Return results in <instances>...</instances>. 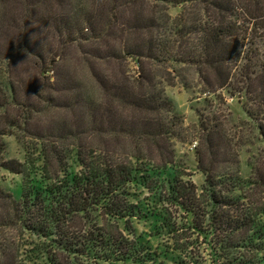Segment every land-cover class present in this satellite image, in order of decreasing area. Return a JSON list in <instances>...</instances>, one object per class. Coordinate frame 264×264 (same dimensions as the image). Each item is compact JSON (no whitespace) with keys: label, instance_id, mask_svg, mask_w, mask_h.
I'll list each match as a JSON object with an SVG mask.
<instances>
[{"label":"trees","instance_id":"obj_1","mask_svg":"<svg viewBox=\"0 0 264 264\" xmlns=\"http://www.w3.org/2000/svg\"><path fill=\"white\" fill-rule=\"evenodd\" d=\"M171 6L182 11L171 16ZM38 7L14 18L24 32L0 46L10 73L22 51L31 54L29 68L39 83L35 101L47 104L39 110L29 93L20 97L13 79L0 100V170L23 178L21 198L0 182V264H19L24 251L18 241L27 235L40 241L29 252L48 264L77 257L95 264L152 263L156 253L135 222L167 221L171 213L159 211L161 203L191 216L192 231L211 235L224 264H264V199L248 194L264 196V148L248 158L249 178L240 170L247 145L264 147V0H53L49 12ZM41 28L61 38V49L79 42L77 61L88 82L61 68L66 54L42 49ZM179 84L214 96L226 91L247 117L226 118L212 102L210 114L199 116L193 130L200 134L201 193L176 170L174 142L189 140L167 94ZM48 107L70 111L73 121L61 119L49 133L34 131V116ZM8 136L16 138L24 161L7 157ZM166 172L168 181L161 180ZM137 188L156 191L155 201Z\"/></svg>","mask_w":264,"mask_h":264},{"label":"rangeland","instance_id":"obj_2","mask_svg":"<svg viewBox=\"0 0 264 264\" xmlns=\"http://www.w3.org/2000/svg\"><path fill=\"white\" fill-rule=\"evenodd\" d=\"M52 1L53 0H0V30L3 29L2 32L0 31V46H9L12 42V39L15 40V37L20 36V34L24 32L23 27L21 30H18V26L13 25L14 18L17 20L20 14H25L24 17H26V15L29 14L27 13L28 9L30 7L34 8L35 6H40L38 7L37 12H49L51 10ZM5 2H7L6 5ZM181 11V8L171 6L168 13L171 16H177ZM24 20L20 19L21 23L23 24L22 26L25 27V23H23ZM37 31L40 32V28L34 29V31L32 30V33L37 34ZM41 35L40 45L45 52H47V50H54V52L59 51L58 54H66L69 58L67 64H62L61 68H63L68 73H75L81 80H84L86 82L89 81V75L87 73L88 71L84 66L82 68V66L79 65L77 61V58H80L78 47L79 42H67L66 46L64 48L62 47L61 49L59 46V39L61 38L59 36H52L49 33L43 34V31L41 32ZM33 39L34 37H32V40ZM23 43V41L19 42L18 46L22 48ZM50 43H52V45L49 46ZM83 46L87 48L88 44L84 43ZM34 60L35 59H33L29 52H26L25 50L22 51L16 58L14 69H11V73L9 69H7L8 62L3 59L0 60V100L2 102L4 101V98L2 97L3 91L4 93L8 92V90L6 89L9 82L8 80L11 81V79H13L14 81H16V86L18 87L17 91H19L20 97L23 98L26 93H29L31 95L30 101L34 103V105H36L39 110L47 107V104L44 105V101H35L36 99L33 94L35 90H37L39 84L37 81L36 73L29 68V64H31V62H33ZM54 60H59V58L56 57ZM131 70L132 75H137V68L133 63H131ZM50 75H54V73L52 72L50 73ZM52 81H54V79ZM90 83L91 82H89L88 84ZM196 83L197 82L195 80L194 84ZM202 90L203 89L201 87L193 86L190 91L185 89L180 84L176 88L167 89L168 96L174 101L178 112L185 121V130L187 131H185L183 135L189 136V140L187 142H174L177 158L176 170L178 171L179 175L183 176L182 178L184 181L193 182L197 186L200 193L203 185L205 184V176L200 170H198L196 162V148L199 145L198 140L200 134H198L197 131L194 132L193 130L194 128H196L195 126L198 125L199 116L201 115L206 117L208 114H210L209 106L210 104H212L214 107L213 109L216 112L221 111L226 118L229 114H232L234 118H239L242 121L247 120V117L241 110L242 105L241 103H239L238 98L231 97L226 91L218 92L217 96L221 97L217 98L216 95L214 96V94H206ZM42 92L45 97L49 95V93H47L48 91ZM209 102L212 103L209 104ZM47 110V114L45 112L34 116V122L38 123V127H35L36 125L35 123H33L32 129L34 131L36 130V128L41 129L42 127L45 133H49V131H51L49 127L53 126L55 122H59L61 119L68 123L73 121V113L68 110H55L54 108L49 107L47 108ZM13 113L15 112L12 111V114ZM13 116H15V114ZM20 134H22V132H20ZM5 142L7 146V157L17 158L21 161H24L25 153L23 149L19 147L16 138L8 136L5 138ZM195 142H198L197 147H194ZM263 148V144L258 142L255 146L247 145V147L243 149L240 156V170L244 178H249L252 175L251 168L247 164L248 158L252 154H258ZM75 169L76 166L74 165L72 170L74 171ZM169 173L170 172H166V174L162 173L161 180L165 179L168 181ZM35 176L40 178L39 175H34L33 177ZM0 182L6 188V190H11L15 197L21 198L23 184L22 176L11 174L5 170H0ZM137 190V193L140 196L150 198L151 201H155L154 196L156 195V191L154 193H151L149 191L138 188ZM248 194H251L250 196L253 199H264L263 195L255 191H252ZM256 203L259 204V200ZM158 208V210L161 212L169 209L171 216L166 217L167 221L164 219V217H152L147 221L135 222V227L138 231V234L144 236L153 253H156L155 261H152V263L148 264H224V259L222 257H218L217 255L221 254L220 252H218L219 250L216 249L218 252L217 254L213 250V248L215 247V239H213L211 235H208L206 233H198L196 231H192L189 228L191 216H188L184 211L172 205V203H161L160 205H158ZM168 220L172 223V226H168ZM173 225L175 227H173ZM262 225L264 226V217L260 222V226ZM18 235L19 231H14V236L18 237ZM18 242L22 246L21 248L24 251L23 254L21 253L19 264H48L46 259L39 257L36 258L29 252V250L33 248V245H31V243H40L39 240L32 239L27 235L26 237H20ZM262 242L263 243L261 244H264V237ZM46 244L44 245L46 246ZM31 256L34 257L32 258ZM262 256H264V251H262L261 253V257ZM62 257H64L65 261L68 262L67 259L69 256L67 254H63ZM77 258L78 259H76L75 261L72 260L70 264H95L93 261L87 260L84 257ZM97 264L110 263L101 261Z\"/></svg>","mask_w":264,"mask_h":264},{"label":"built area","instance_id":"obj_3","mask_svg":"<svg viewBox=\"0 0 264 264\" xmlns=\"http://www.w3.org/2000/svg\"><path fill=\"white\" fill-rule=\"evenodd\" d=\"M197 145H198V142H195V143H194V147H197Z\"/></svg>","mask_w":264,"mask_h":264}]
</instances>
